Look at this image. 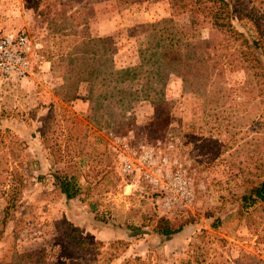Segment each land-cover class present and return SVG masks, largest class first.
Returning <instances> with one entry per match:
<instances>
[{"label": "rangeland", "instance_id": "obj_1", "mask_svg": "<svg viewBox=\"0 0 264 264\" xmlns=\"http://www.w3.org/2000/svg\"><path fill=\"white\" fill-rule=\"evenodd\" d=\"M168 11L167 0H0V35L26 34L41 57L0 83V218L20 175L0 264H264V201L243 209L239 198L264 178L263 99L236 87L243 74H225L235 89L218 103L182 90L173 71L160 84L137 72L99 86L105 56L138 64L149 24ZM89 38L102 39L91 97L79 82L92 76ZM160 217L178 231L154 234ZM243 252L254 260L237 262Z\"/></svg>", "mask_w": 264, "mask_h": 264}, {"label": "trees", "instance_id": "obj_2", "mask_svg": "<svg viewBox=\"0 0 264 264\" xmlns=\"http://www.w3.org/2000/svg\"><path fill=\"white\" fill-rule=\"evenodd\" d=\"M167 3L168 16L149 24L144 45L137 49L139 63L116 68L112 55L108 54L105 56L108 65L106 76L99 86L116 88L118 83L133 78L137 72L145 74L146 86L151 79L160 84L164 74L173 71L180 77L182 90L198 93L200 97L203 92L210 102L218 103L235 89L225 83V74L240 71L243 80L236 87L252 97L259 95L264 104V0H167ZM181 14L190 17L185 27L174 23V17ZM234 20L243 30L234 25ZM202 28L209 30L206 41L198 35ZM88 40L91 47V64L88 66L92 76H81L79 82L87 83L88 97H91L98 81L93 74L99 71L102 63L101 56L94 50V43L102 39ZM79 58L80 62L86 60L82 56ZM123 94L133 95L125 91ZM262 116L264 130V114ZM54 177L67 198L77 194L78 186L71 177L61 175L57 170ZM19 178L20 175H14L11 184L4 190L7 200L1 209V226H4L9 212L16 208L12 195L18 194ZM239 198L243 209L264 201V178L247 188ZM218 222V219L214 220L211 226L215 227ZM178 229L172 228L165 218L160 217L152 232L168 237ZM252 257L243 252L237 262H249L254 260Z\"/></svg>", "mask_w": 264, "mask_h": 264}, {"label": "built area", "instance_id": "obj_3", "mask_svg": "<svg viewBox=\"0 0 264 264\" xmlns=\"http://www.w3.org/2000/svg\"><path fill=\"white\" fill-rule=\"evenodd\" d=\"M33 47L24 33L0 35V83L17 82L29 75L33 64L41 61L40 56L33 55Z\"/></svg>", "mask_w": 264, "mask_h": 264}]
</instances>
